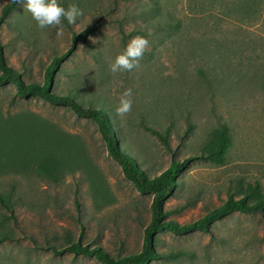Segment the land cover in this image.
Masks as SVG:
<instances>
[{
	"label": "rangeland",
	"instance_id": "1",
	"mask_svg": "<svg viewBox=\"0 0 264 264\" xmlns=\"http://www.w3.org/2000/svg\"><path fill=\"white\" fill-rule=\"evenodd\" d=\"M7 1L0 0V10ZM239 1L59 0L65 8L76 4L84 15L75 24L66 20L43 29L20 2L0 23L1 53L24 80L41 82L50 58L64 51L71 33L91 17L86 26L94 23L96 29L61 63L52 88L107 107L119 145L150 176L173 158L199 154L212 130L225 125L231 137L225 163L195 157L165 202L169 218L187 222L222 202L236 179L258 180L264 187V0L256 14L242 11ZM132 29L141 33L130 34ZM135 36L148 40L142 57L131 70L113 72V58ZM127 89L131 110L118 116L114 109ZM0 110L30 111L77 135L113 196L96 208L81 171L66 172L58 182L35 174L1 176L0 185L14 183L20 198L15 238L0 243V264H102L92 256L53 254L43 247L65 233L113 255L139 250L150 195L124 178L95 122L65 106L20 97L10 83L0 85ZM142 122L168 131L169 148ZM263 226L261 214L233 212L215 221L209 233L161 231L155 248L181 254L149 264H263Z\"/></svg>",
	"mask_w": 264,
	"mask_h": 264
},
{
	"label": "trees",
	"instance_id": "2",
	"mask_svg": "<svg viewBox=\"0 0 264 264\" xmlns=\"http://www.w3.org/2000/svg\"><path fill=\"white\" fill-rule=\"evenodd\" d=\"M262 1L240 0L239 6L242 11L256 14L261 12ZM20 2L21 0H9L2 5L0 23L5 21ZM62 21L66 23V20ZM95 29L96 25L93 23L72 32L70 45L64 51L54 54L44 66L41 82L26 81L19 71L7 66L0 47V85L10 83L14 87V93L20 97L34 96L50 104L65 106L77 116L93 120L108 154L120 165L124 178L137 191L150 195L149 219L143 226L140 249L135 252L113 255L96 244L83 243L80 238H73L69 233H65L61 241L47 242L43 247L53 254L70 252L74 256H92L102 264H149L155 259L172 260L181 254L179 250L158 251L155 248L158 244V232L186 234L199 230L209 233L215 221L233 212L261 214L264 223V187L258 180L244 181L242 178L230 183L222 202L207 209L196 219L178 222L168 217L172 210L165 208V202L178 183L177 177L192 159L201 157L216 165L225 163L231 143L225 125L212 130L211 137L202 146L199 154H191L181 159L173 158L167 167L150 176L127 148L119 145L120 136L107 107L91 98L78 99L75 92L58 93L53 90L55 74L61 63L73 52L77 43L85 42ZM135 33L141 32L137 29L130 31V34ZM141 125L155 134L165 148H169L168 131L157 130L144 122ZM187 131L188 129L184 133ZM74 171H81L88 177L96 208L113 200L100 172L77 135L65 132L30 111L5 114L0 110V177L8 174H35L51 182H58L66 172ZM19 198L14 183L5 187L0 185V243L15 238L14 209ZM261 240L264 242V226Z\"/></svg>",
	"mask_w": 264,
	"mask_h": 264
},
{
	"label": "clouds",
	"instance_id": "3",
	"mask_svg": "<svg viewBox=\"0 0 264 264\" xmlns=\"http://www.w3.org/2000/svg\"><path fill=\"white\" fill-rule=\"evenodd\" d=\"M21 2L23 8L41 29L60 25L62 19L67 20L69 24H75L84 15V11L76 4L65 8L59 0H21ZM88 23L84 25V28ZM147 45L148 40L144 36L131 38L124 49L113 58L111 70L113 72L131 70L138 63L139 58L142 57ZM130 95L131 89L125 90L121 95L119 104L114 109L118 116L131 110Z\"/></svg>",
	"mask_w": 264,
	"mask_h": 264
}]
</instances>
